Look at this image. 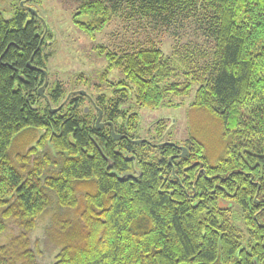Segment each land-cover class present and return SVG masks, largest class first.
Here are the masks:
<instances>
[{"label":"trees","instance_id":"trees-1","mask_svg":"<svg viewBox=\"0 0 264 264\" xmlns=\"http://www.w3.org/2000/svg\"><path fill=\"white\" fill-rule=\"evenodd\" d=\"M123 5L167 22L199 6L211 13L215 52L207 76L170 83L175 68L153 47L121 56L100 52L108 62L103 78L122 69L115 91L126 98L134 89L140 108L156 109L167 96H186L199 84L192 107L221 121L230 141L227 157L209 166L195 138L185 156L176 144L136 142L128 134L135 131L137 113L125 115L118 133L124 138L115 140L108 124L109 134L92 125L85 111L79 115L78 100L61 113L41 112L33 99L52 55L45 52L51 43L44 39L47 29L25 4L10 19L0 12V237L6 220L21 230L18 239L0 245V264H38L26 237L49 206V192L60 208H76V188L86 187L91 190L81 224L66 233L55 264H264V0H82L73 19L93 37ZM80 17L91 21L80 23ZM61 94L55 84L45 99L56 103ZM122 104L98 109L114 132ZM244 109L250 123L240 122ZM35 131L44 134L20 160L43 154L23 174L10 149L18 139L22 148ZM150 147L161 159L132 154ZM222 203L240 209L247 247L227 216L231 207Z\"/></svg>","mask_w":264,"mask_h":264},{"label":"rangeland","instance_id":"rangeland-1","mask_svg":"<svg viewBox=\"0 0 264 264\" xmlns=\"http://www.w3.org/2000/svg\"><path fill=\"white\" fill-rule=\"evenodd\" d=\"M21 4L35 10L39 25L48 31L44 33V39L51 42L45 49L46 53H52L48 60L46 77L37 89L42 90V96L35 94L33 99L41 112L55 110V113H61L71 107V102L78 100L77 112L82 116L86 110L88 121L94 125L98 118V109L107 110L122 100L123 104L118 108L119 117L122 119L114 122L115 134L123 132L125 115L137 113L139 121L135 131L128 134L132 139L146 140L152 144L172 143L187 149L190 146L189 141L195 138L203 144L204 156L209 166L216 165L220 159L227 157L226 147L230 141L225 136L227 131L221 121L204 109L192 107L199 84L194 83L186 96L170 95L164 99L163 106L145 109L137 104L134 89L128 90L126 98L115 91V86L124 78L122 69L115 68L103 78L108 62L101 50L121 56L152 47L162 51L175 68L170 83H183L188 77H203L207 65L213 62L215 52V42L209 31L210 12L199 6L198 10L188 17L178 16L167 22L166 19L143 16L137 10L123 5L111 13L109 23L92 37L84 33L73 19L82 0H0V12L5 19H10ZM76 20L84 24L91 21L88 17ZM55 84L59 85L62 93L56 103L45 99ZM102 98L104 103L101 102ZM109 121L107 115L100 119V123L104 125ZM240 122H251L250 114L245 109L240 112ZM241 123L238 130L242 128ZM103 129L107 134L110 133L109 127L105 126ZM43 134L44 131L31 132L28 142L24 141L22 148L19 147V139L12 145L9 155L21 173L26 174L27 168L43 154V151H40L31 155L28 162L20 160L21 156L36 148V142ZM230 145L232 146V142ZM149 149L136 148L135 154H132L140 156L147 153L153 158L161 159L157 148ZM46 150L54 154L49 147ZM90 190L88 187L81 190L76 188V208H60L55 196L49 192V206L39 216L34 229L29 231L26 237L28 249L38 264H55L58 261L66 233L81 224L85 194ZM221 206L231 207L227 216L241 233L242 246L247 247L249 233L240 209L227 203H222ZM1 211L2 209L0 214ZM5 225L6 230L0 237V245H6L21 235L20 228L13 220H6Z\"/></svg>","mask_w":264,"mask_h":264},{"label":"water","instance_id":"water-1","mask_svg":"<svg viewBox=\"0 0 264 264\" xmlns=\"http://www.w3.org/2000/svg\"><path fill=\"white\" fill-rule=\"evenodd\" d=\"M80 94L81 95H85V93L84 92H80ZM39 95L40 96H42V90H39ZM54 111L55 110H51V113H54ZM86 111V110H85ZM100 117H101V112H99V118L96 120V127L98 128V129H102L105 125L104 124H101L100 123ZM108 125L110 126V128L112 129V132H111V134H112V136H113V138L115 139V140H121V139H123L124 138V136H122V135H119V134H115V132L113 131V125H112V123H108ZM136 142H143V140H137ZM170 145H172V143H169ZM183 149V153H182V156H185L186 155V149L185 148H182ZM170 162L172 161V158H170V160H169Z\"/></svg>","mask_w":264,"mask_h":264},{"label":"flooded vegetation","instance_id":"flooded-vegetation-1","mask_svg":"<svg viewBox=\"0 0 264 264\" xmlns=\"http://www.w3.org/2000/svg\"><path fill=\"white\" fill-rule=\"evenodd\" d=\"M38 93H39V90H38ZM101 118H102V116H101ZM109 122H106V124H108ZM181 148V147H180Z\"/></svg>","mask_w":264,"mask_h":264}]
</instances>
